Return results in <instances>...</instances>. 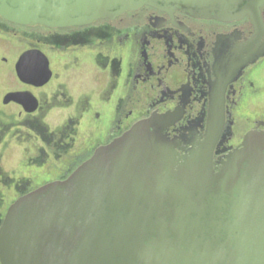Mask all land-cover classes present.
<instances>
[{
	"label": "flooded vegetation",
	"instance_id": "1",
	"mask_svg": "<svg viewBox=\"0 0 264 264\" xmlns=\"http://www.w3.org/2000/svg\"><path fill=\"white\" fill-rule=\"evenodd\" d=\"M0 45L8 56L0 62V146L9 134L19 146L27 144L23 160L49 178L38 185L3 176L0 162V186L19 197L67 180L100 148L154 115L166 144L158 170L172 186L198 179L208 164L220 174L249 132H264L255 112L241 130L237 121L250 72L264 60V7L254 21L220 22L147 6L68 29L0 18ZM33 51L46 57L52 72L40 87L18 76L21 57ZM57 52L65 60L64 78L51 67ZM12 95L18 101H8ZM54 110L70 111L57 130L47 124ZM208 181L200 183L212 194L220 184Z\"/></svg>",
	"mask_w": 264,
	"mask_h": 264
},
{
	"label": "water",
	"instance_id": "2",
	"mask_svg": "<svg viewBox=\"0 0 264 264\" xmlns=\"http://www.w3.org/2000/svg\"><path fill=\"white\" fill-rule=\"evenodd\" d=\"M146 6L254 21L264 0H0V18L68 29ZM18 76L40 87L52 72L33 51L21 57ZM157 117L100 148L67 180L17 199L0 227V264H264V132L234 151L220 174L208 164L198 179L172 186L158 170L166 144ZM204 177L220 184L212 194Z\"/></svg>",
	"mask_w": 264,
	"mask_h": 264
},
{
	"label": "rangeland",
	"instance_id": "3",
	"mask_svg": "<svg viewBox=\"0 0 264 264\" xmlns=\"http://www.w3.org/2000/svg\"><path fill=\"white\" fill-rule=\"evenodd\" d=\"M23 42L19 41V44ZM18 44V49L21 51V46ZM35 44L41 45V42L35 39ZM7 56L5 49L0 45V62L1 58ZM8 57V56H7ZM51 67L54 70L55 75L60 74L62 78L66 77L64 75L65 60H63V54L59 52L52 54ZM59 76V75H58ZM73 81V80H72ZM249 89L247 92V97L243 102V105L237 114V121L240 125L239 130L246 126L245 120L251 115L257 113V118L264 121V60L250 72L248 77ZM59 83V82H58ZM1 102V99H0ZM76 104V101H75ZM74 107H77L75 105ZM70 111L54 110L50 113V118L47 124L50 125L51 130H57L63 123L64 115H68ZM1 113V110H0ZM256 136L255 133L249 132L245 137L246 142L250 141ZM27 144L22 146L16 144L15 140L12 139L11 134L4 138L3 144L0 146V158L3 170V176H11L13 178H26L36 181L38 185L44 184L49 178L45 177V170L37 171L32 166L27 165L26 161L23 160L26 154ZM1 167V165H0ZM3 178V177H2ZM0 189L3 193L0 196V221L5 217L8 208L13 204L19 196L15 192L8 190V187L3 185L1 182ZM4 220V219H3ZM1 225V222H0Z\"/></svg>",
	"mask_w": 264,
	"mask_h": 264
},
{
	"label": "trees",
	"instance_id": "4",
	"mask_svg": "<svg viewBox=\"0 0 264 264\" xmlns=\"http://www.w3.org/2000/svg\"><path fill=\"white\" fill-rule=\"evenodd\" d=\"M3 219H4V217H3ZM3 219H2V221H0L1 222V224H2V222H3ZM1 226V225H0Z\"/></svg>",
	"mask_w": 264,
	"mask_h": 264
}]
</instances>
